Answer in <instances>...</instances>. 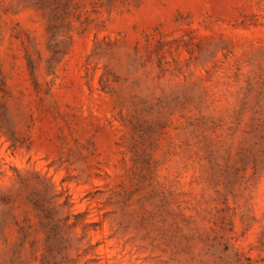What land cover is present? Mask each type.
Segmentation results:
<instances>
[{"label": "rangeland", "instance_id": "1", "mask_svg": "<svg viewBox=\"0 0 264 264\" xmlns=\"http://www.w3.org/2000/svg\"><path fill=\"white\" fill-rule=\"evenodd\" d=\"M0 264H264V0H0Z\"/></svg>", "mask_w": 264, "mask_h": 264}]
</instances>
